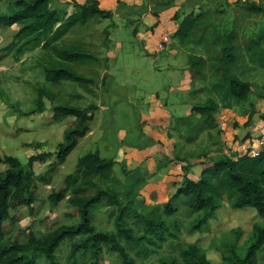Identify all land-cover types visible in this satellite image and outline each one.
<instances>
[{
    "label": "trees",
    "instance_id": "1",
    "mask_svg": "<svg viewBox=\"0 0 264 264\" xmlns=\"http://www.w3.org/2000/svg\"><path fill=\"white\" fill-rule=\"evenodd\" d=\"M149 1L166 7L172 6L176 0ZM248 10L253 13L263 11L254 4H249ZM113 19V12L102 10L95 0H87L85 5L76 4L72 15L54 10L51 0H16L14 3L0 0V34L8 31L12 33V42L0 49V63L8 56L18 60L36 50L42 53L39 67L44 71L45 83L35 86L36 110L28 115L45 113V101L48 100L52 104L55 123L75 119L73 125L64 132L63 142L57 146L54 154L57 162L44 175L37 176L27 170L17 158L0 155V168H3L0 169V264H38L37 257L40 256H44L48 264H59L56 253L66 240L74 242L70 259L88 258L93 260V264H99L101 257L108 252L118 257L123 264H137L129 249L137 256L148 257L165 244L180 239L184 229L179 224L178 216L183 211L194 219L186 232L208 233L210 222L217 217L225 199L233 210L251 208L263 220V223L254 226L253 241L243 257L237 253L241 230L234 231L235 241L227 246L233 264H259L258 256L264 248V147L255 157L248 154H220L209 158L203 164L198 181L186 177L166 204L161 207L146 206L148 204L145 203L142 211L137 208L136 199L150 178L149 172L146 170L145 173L143 169L131 172L122 168L126 179L122 183L116 177L115 163L103 159L99 152L89 153L77 160L74 172L65 176L61 189L53 191L48 197L52 210H57L62 203L66 204L72 211L70 217L73 222L62 225L42 239L30 231L28 242L24 245L18 240L5 244L7 225L18 221L16 213L22 208L28 209L31 214L35 213V206L40 202L39 185L51 184L53 175L67 162L80 140L90 133V123L99 111L96 103L80 107L70 102H60L58 95L50 88L69 83L98 99L96 89L106 85L107 77L101 75V71L109 70L108 58L101 59L90 52L84 42H68L66 39L78 28L104 21H111L110 28L105 31V36L110 37L109 29L115 26ZM210 20L211 16L205 13L185 17L175 36L179 44L207 43ZM236 38V33L226 38L219 37L215 40L218 46L212 48L219 47L216 60L221 67L217 70L222 71L223 77L229 82L223 101L231 100L240 104L249 99L251 85L232 74L244 58L239 47L234 45ZM260 45L258 40L247 44L245 53L250 63L264 66V49ZM106 49L109 50L110 46H106ZM208 62L203 57L190 56L193 82L205 77ZM91 67H97L98 70L94 71ZM88 68L91 70L90 75L79 72ZM0 95L6 97L3 90H0ZM219 108L214 100L193 108L192 113L200 118L196 128L187 132L192 141H196L200 134L217 128L215 115ZM50 157L49 154L31 157L29 168ZM185 172L188 170L185 169ZM99 181L110 184L103 188L99 186ZM101 206L112 209L114 232H100L95 227L94 212ZM135 228L139 231L136 232ZM163 264L212 263L199 245L180 244L178 258L163 261Z\"/></svg>",
    "mask_w": 264,
    "mask_h": 264
},
{
    "label": "rangeland",
    "instance_id": "2",
    "mask_svg": "<svg viewBox=\"0 0 264 264\" xmlns=\"http://www.w3.org/2000/svg\"><path fill=\"white\" fill-rule=\"evenodd\" d=\"M15 1L7 0L9 3H14ZM144 4H146L145 1L142 6H145ZM249 4H254L262 8L263 11L261 13L250 12L248 10ZM197 6L199 7L195 9L196 16L203 13L209 14L211 20L207 43L202 45L191 43L184 46L185 52L183 57L186 58L184 60L185 63L188 62V65L190 56L203 57L209 61L204 71L206 78L201 77V79L194 81L192 91L194 99L191 101L193 108L206 103L208 100H214L220 107L238 104L237 102L233 103L231 100L223 101L228 91L229 82L228 79L223 77L222 71L217 70L220 66L218 60H216L219 47L212 48V46H218V44H215V40L219 37L226 38L228 35L236 33L237 38L234 41V45L239 47L244 58L239 66L233 69L232 74L251 85L249 99L245 103H240L241 106L236 112L240 111L241 117H253L257 114V122H252L251 118L246 127H254L257 130L260 125L264 127V66H260L258 63H250L245 53V46L255 40L260 41L261 49H264V0H208V3L200 2ZM128 17L125 14L118 16L117 23L120 30L116 29V26L109 29L110 37L105 36V31L110 28L111 21H104L101 24H92L86 28H78L66 40L68 42H84L90 52L104 59L106 58V46H114L112 35H114L118 43H124V46H131V41L135 40L133 36L134 31H131V28L135 24H131L132 19H130V16ZM137 17L135 16V18ZM11 42L12 33L10 31L0 34V49L8 46ZM178 46L182 45L178 42ZM41 63L42 53L40 50L27 53L18 60L8 56L0 63V90H3L6 96L2 98L0 95V155L19 159L27 170L33 171L37 176L44 175L48 172L50 166L57 162L54 155L57 146L63 142L64 132L75 121L74 118H70L62 123H55L52 104L48 100L45 101L47 107L45 113L28 115L36 110L35 86L45 83L44 71L39 67ZM91 68L94 71L98 70L97 67ZM79 72L90 75L91 70L88 68L87 70H79ZM101 75H104V71H101ZM50 88L58 95L60 102H70L80 107H87L91 103L97 104L98 99L79 86L66 83L62 86ZM100 89H96L95 93L97 95ZM77 96L80 98L76 99ZM199 118V115L192 113L189 117L180 119L178 125L182 127V131H179L178 136L184 138V141L182 140V143L179 145L182 151L189 150V153L184 155V157L192 159L191 162L195 160L197 162L195 166H202L203 170V164L209 158L220 154L231 156L240 148H236L237 151L230 149L227 154L224 152V147L222 148L219 143L214 146L216 149L213 156H211V152H209L210 147L207 141L204 140L205 133L200 134L192 146H187L191 145L187 144V138H189L187 132L196 128ZM247 138L245 137V140ZM257 140L254 142L256 143ZM243 143L240 142L239 146ZM250 147V149H254L258 154L263 146L258 147L257 142L256 146L250 145ZM75 151L68 158L67 162L60 166L57 173L53 175L50 185H39L38 197L40 202L35 206V213L31 214L28 209L22 208L16 213L18 221L7 225L8 236L5 241L6 245L12 244L16 240L23 245L26 244L30 231H33L39 239H42L62 225L73 222L70 217L72 211L67 205L62 203L57 210H52L48 197L53 191L61 189L65 176L74 172L77 160L83 157L80 151ZM43 154H49L52 157L44 162L35 163L30 169V158ZM202 159H205V161L199 162ZM195 166L193 165V167ZM122 168L125 167L122 166ZM122 168L118 169L117 172L115 169V172L117 179L125 183L126 179L122 173ZM0 169L2 170L3 168ZM186 169L188 172L184 170V173H187L191 179L199 174L198 170L192 171V166H188ZM142 171L147 172L145 169ZM98 184L100 187L107 188L110 183L99 181ZM169 197L171 196L168 194L162 196L156 195L153 199L162 207ZM145 205V200L143 201V198L140 196L137 197L136 206L140 211L143 210ZM111 213L112 209L105 206H101L95 210L93 223L98 231L104 233L115 231V217ZM193 220L188 212L183 211L178 216L179 224L184 229L179 240L165 244L162 249H158L155 253H150L148 257L144 255L137 256L133 250L129 249L130 255L136 259L137 264H163V261L178 258V246L180 244H197L205 251L207 258L212 264H233L227 246L233 244L235 241L236 235L234 231L239 229L242 232L237 253L243 257L253 241L254 226L258 223H263V220L258 217L254 209L233 210L227 199H225L217 217L210 222V231L208 233L186 232L187 227ZM135 230L136 232L139 231L137 228ZM73 244L74 242L70 240H66L61 244L56 253L58 263L93 264V260H89L88 258L78 257L77 260L70 259ZM141 251L143 252L142 248ZM258 257L259 264H264V248L260 251ZM37 263L48 264L44 256L37 257ZM99 264L123 263L114 254L105 252Z\"/></svg>",
    "mask_w": 264,
    "mask_h": 264
},
{
    "label": "crops",
    "instance_id": "3",
    "mask_svg": "<svg viewBox=\"0 0 264 264\" xmlns=\"http://www.w3.org/2000/svg\"><path fill=\"white\" fill-rule=\"evenodd\" d=\"M95 1L102 10L113 12L116 29L120 30L118 16H130L134 21L131 24H135L131 31L136 33L131 46L118 43L112 35L114 46L105 54L109 60V70L104 72L106 85L98 91L99 111L90 123V133L80 140L75 152L80 151L83 156L99 152L103 159L115 163L116 172L122 166L131 172L147 170L150 178L140 197L148 205L160 206L153 199L156 195L172 197L186 177L198 181L202 173V166H195V160L184 157L189 150L184 152L179 147L184 138L178 136L182 131L178 121L192 114L194 82L183 57L185 48L178 46L175 36L184 18L196 15L197 4L208 0H176L166 7L149 0ZM86 2L51 0V6L72 15L76 4ZM241 104L220 107L215 115L217 128L205 132L211 156L219 143L227 154L230 149L240 148L234 152L239 155L248 154L250 145L263 144L264 127H246L251 118L257 122V114L241 117L240 111L236 112ZM193 142L187 138V144H191L187 146ZM240 142L244 143L239 146ZM188 166H192V171L198 170V176L191 179L184 173Z\"/></svg>",
    "mask_w": 264,
    "mask_h": 264
},
{
    "label": "built area",
    "instance_id": "4",
    "mask_svg": "<svg viewBox=\"0 0 264 264\" xmlns=\"http://www.w3.org/2000/svg\"><path fill=\"white\" fill-rule=\"evenodd\" d=\"M261 146L264 147V142H263V144H261ZM247 153H248V155H250L252 157H255L257 155V153L255 152L254 149L247 150Z\"/></svg>",
    "mask_w": 264,
    "mask_h": 264
}]
</instances>
